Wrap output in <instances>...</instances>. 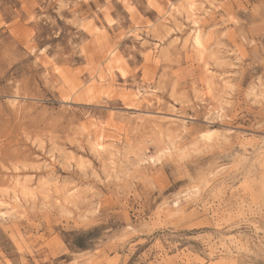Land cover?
Instances as JSON below:
<instances>
[{"label": "rangeland", "instance_id": "obj_1", "mask_svg": "<svg viewBox=\"0 0 264 264\" xmlns=\"http://www.w3.org/2000/svg\"><path fill=\"white\" fill-rule=\"evenodd\" d=\"M187 1L0 0V264H264V0Z\"/></svg>", "mask_w": 264, "mask_h": 264}, {"label": "bare ground", "instance_id": "obj_2", "mask_svg": "<svg viewBox=\"0 0 264 264\" xmlns=\"http://www.w3.org/2000/svg\"><path fill=\"white\" fill-rule=\"evenodd\" d=\"M188 9H189V13L192 14V15H195V9H194V0H188ZM195 23V22H194ZM192 39H193V42H194V45L197 47V48H201L203 46V43H202V35H201V32L199 31L198 28L195 29L194 33H193V36H192ZM206 134V135H205ZM209 134V133H208ZM207 133H204L203 134V137L204 138H208V135ZM101 138L99 137V139L97 140V143H95L97 145V147H101L102 146V143H101ZM95 141V140H94ZM0 206H2V202H0ZM3 216V215H2ZM1 217V216H0Z\"/></svg>", "mask_w": 264, "mask_h": 264}]
</instances>
